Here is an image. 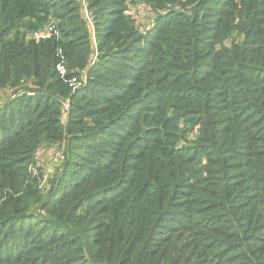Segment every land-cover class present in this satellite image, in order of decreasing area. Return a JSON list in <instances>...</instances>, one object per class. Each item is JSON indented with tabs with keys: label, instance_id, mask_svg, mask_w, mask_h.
I'll use <instances>...</instances> for the list:
<instances>
[{
	"label": "trees",
	"instance_id": "obj_1",
	"mask_svg": "<svg viewBox=\"0 0 264 264\" xmlns=\"http://www.w3.org/2000/svg\"><path fill=\"white\" fill-rule=\"evenodd\" d=\"M0 264H264V0H0Z\"/></svg>",
	"mask_w": 264,
	"mask_h": 264
},
{
	"label": "rangeland",
	"instance_id": "obj_2",
	"mask_svg": "<svg viewBox=\"0 0 264 264\" xmlns=\"http://www.w3.org/2000/svg\"><path fill=\"white\" fill-rule=\"evenodd\" d=\"M40 165L43 168V179L47 180L60 167L64 158L62 150L58 147H41L38 152Z\"/></svg>",
	"mask_w": 264,
	"mask_h": 264
}]
</instances>
